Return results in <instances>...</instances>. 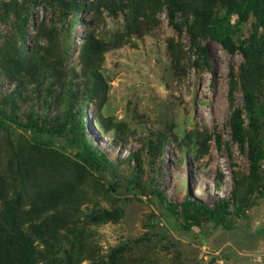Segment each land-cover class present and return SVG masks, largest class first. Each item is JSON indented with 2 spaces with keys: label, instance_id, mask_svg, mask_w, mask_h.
Wrapping results in <instances>:
<instances>
[{
  "label": "rangeland",
  "instance_id": "obj_1",
  "mask_svg": "<svg viewBox=\"0 0 264 264\" xmlns=\"http://www.w3.org/2000/svg\"><path fill=\"white\" fill-rule=\"evenodd\" d=\"M68 1L0 0L1 50L18 40L25 7L20 50L39 45L87 82L84 96L68 99L60 82L50 91L52 78L19 82L0 70V207L23 214L50 264H264V156L255 166L248 157L264 152V0L242 18L230 14L231 49L194 13L220 15L225 0H182L175 25L169 0H78L80 10ZM88 34L104 49L85 77ZM233 111L242 119L235 135ZM78 116L109 169L76 162ZM157 193L178 205L187 194L211 206L229 199V227L202 219L185 229L182 208L169 212Z\"/></svg>",
  "mask_w": 264,
  "mask_h": 264
},
{
  "label": "trees",
  "instance_id": "obj_2",
  "mask_svg": "<svg viewBox=\"0 0 264 264\" xmlns=\"http://www.w3.org/2000/svg\"><path fill=\"white\" fill-rule=\"evenodd\" d=\"M207 1L213 4L219 1L221 3L224 0ZM258 1L259 0H225L223 4L225 10L220 15H214L213 13L207 15L206 12L198 8L194 10V13L196 16L203 18L202 22H206V32L209 38L220 42L226 49H231V46L227 43L230 39V35L227 34L224 29V26L229 23L230 14L236 13L242 18L245 13L253 11L256 8ZM68 2L72 3V6L76 8V10H80L81 3H79L78 0H69ZM167 8L169 21L175 25L174 17L176 12H182L183 10L182 0H169ZM22 11L23 13L22 15L20 14L18 22V40L12 44L7 41L5 47H3L2 50L0 49V70L2 77H6L13 81L18 80L19 82H24L27 79L43 81L47 78H52L48 84L49 89L51 88L50 91H52V87L56 82H60L62 83L60 84V88L66 93L68 99H76V97L84 96L87 82H74V75L71 76L67 73H63L64 68H62V64L60 67L57 66L58 64L50 58L49 53L43 52L39 45L31 47L30 51L26 53L20 50L18 46L19 43L17 44V42H20V44L26 42L28 22L31 16V12L27 8H22ZM77 22L78 24L80 23L79 19ZM258 25L263 26L264 29V17L260 18L256 26ZM103 49L104 44L99 38L92 34H88L85 37L81 48V59L86 67L83 76L89 77V75H96V71L93 68L95 64L99 62ZM197 49V54L203 56L208 65L206 47H197ZM83 84L85 85L84 88ZM244 99L246 102L245 108L250 112L251 122L254 126H258V116L253 114L255 108L254 98L249 89L244 88ZM2 115H4L5 118H9L10 121L15 122L14 118L6 116L4 113H2ZM3 124V121L0 120V128L4 127ZM230 124L232 134H237L241 129L242 119L234 111L231 113ZM40 126L47 127L45 123ZM75 127L77 132L74 136L73 143L78 148L77 156L80 160L76 162H83L85 165L99 169H109L110 165L106 154L96 150L87 140L81 116L77 117ZM36 129L43 130L42 127ZM50 130L51 128H47V133L50 135L54 134V131ZM35 141L39 144H47L46 140L38 137L35 138ZM249 152L248 157L252 166H255L258 160L264 156V152L260 149L253 151L250 149ZM232 196L233 200L237 198L238 193L236 190L233 191ZM159 198L171 213H174L177 206L182 208L184 218H186L183 224L185 229H189L193 225H200V220L202 219L211 221L215 225H220L224 228L229 227V225H227V220L228 216L232 214L230 210L231 202L229 199L215 201L211 206L198 199L190 198L189 194H187L179 205L167 201L161 193L159 194ZM23 217V214L11 203H7L2 208L0 207V264H50V262L47 261L46 252L44 253L42 247L36 243L31 229L25 226L27 219Z\"/></svg>",
  "mask_w": 264,
  "mask_h": 264
}]
</instances>
